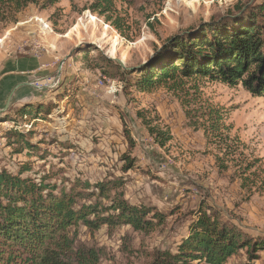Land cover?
<instances>
[{"label":"rangeland","instance_id":"rangeland-1","mask_svg":"<svg viewBox=\"0 0 264 264\" xmlns=\"http://www.w3.org/2000/svg\"><path fill=\"white\" fill-rule=\"evenodd\" d=\"M94 1L38 0L13 18L0 13V80L8 77L14 54L28 52L43 61L22 82L40 102L18 106L15 90L0 113V168L15 175L26 168L22 176L44 181L56 195L74 190L81 196L74 208L107 205L109 201L82 195L96 183L118 181L122 185L111 196L164 216L151 231L127 225L91 229L82 220L70 225L66 236L74 249L94 251L98 264H151L156 254L174 253L203 212L245 236L263 238L264 97L240 84L207 81L196 82L193 89L186 85L176 92L159 88L141 93L125 85L113 66L107 74L102 70L103 58L138 67L171 37L210 20L230 25L229 19L240 17L237 10L248 12L264 0H114V11L102 17L87 9ZM108 17L120 18L123 34L106 22ZM39 19L49 31L41 29ZM69 60L72 77H65L70 80L64 86L58 66ZM100 80L105 88L96 87ZM118 84L117 91L107 92ZM11 90L0 91V111ZM99 94L108 100L102 102ZM86 95L98 102H84ZM182 102H189L188 111ZM23 105L42 117L17 115ZM207 105L228 111L230 149L210 141L202 129L205 117L194 116ZM144 122L169 131L171 141L163 148L155 144ZM247 263L241 250L225 264ZM251 264H264V252Z\"/></svg>","mask_w":264,"mask_h":264},{"label":"trees","instance_id":"trees-1","mask_svg":"<svg viewBox=\"0 0 264 264\" xmlns=\"http://www.w3.org/2000/svg\"><path fill=\"white\" fill-rule=\"evenodd\" d=\"M37 2L0 0L1 17L9 14L13 18ZM113 2L95 0L87 9L102 17L114 11ZM245 13L229 19L230 25L224 20L213 21L194 32L174 36L152 62L133 72L103 58L106 63L103 74L113 66L125 85L128 83L141 93L159 88L176 92L186 85L193 89L196 82L207 81L231 87L240 84L251 95L264 97V4ZM105 20L120 34L124 33L120 18ZM188 104L182 102L186 111ZM29 107L23 105L16 114L33 120L42 117V112L31 113ZM197 113L194 116L205 117L202 129L209 140L230 149L228 111L207 105ZM147 128L154 143L161 148L172 139L169 131ZM132 166V161H128L127 168ZM24 171L15 175L0 168V264H98L94 251L74 249L73 241L66 236L70 225L82 220L91 229L127 225L134 231H151L164 221L163 215L150 208L131 205L118 194L111 196L122 185L118 181L96 183L93 191L82 195L84 199L109 201L107 205L96 202L93 206L74 208L81 197L74 190L56 195L55 188L44 181L22 176ZM76 183L85 188L90 186ZM91 216L93 219L87 220ZM241 250H245L247 264H251L258 253L264 252V237L245 236L234 225L203 212L190 225L189 235L176 246V251L156 254L151 264H225Z\"/></svg>","mask_w":264,"mask_h":264},{"label":"crops","instance_id":"crops-1","mask_svg":"<svg viewBox=\"0 0 264 264\" xmlns=\"http://www.w3.org/2000/svg\"><path fill=\"white\" fill-rule=\"evenodd\" d=\"M42 62L43 61L41 60V58L34 57L32 54L28 52L18 53L17 55L14 54L12 63L10 64V70L7 73L8 77L3 78L5 80H0V91L6 92L7 90L9 91L10 89H13L17 85L22 84V82L24 81L23 76L25 75V73H30L31 69L33 68L32 66H38L42 64ZM71 62L72 61L69 60L68 62L63 64V67H61V78L64 79V83H63L64 86L70 80L69 78H65V77H70V76L72 77V75L70 74V71H73ZM30 91L31 89L29 87L20 86V88L16 89L14 93L13 102L18 103V106L26 102H40L37 98L31 96L32 93H30ZM76 92L77 94L80 93V91H76ZM99 96H102L101 97L102 102L106 101L107 97L105 95L99 94ZM85 98L86 99L84 100V102H98L95 101L94 98L88 95H86ZM61 102H65V101H61ZM72 102H80V101H75V99L74 100L72 99Z\"/></svg>","mask_w":264,"mask_h":264},{"label":"water","instance_id":"water-1","mask_svg":"<svg viewBox=\"0 0 264 264\" xmlns=\"http://www.w3.org/2000/svg\"><path fill=\"white\" fill-rule=\"evenodd\" d=\"M245 9H246V8H245ZM244 12H245V10H244ZM244 12H243V10H241V8H240L239 10H237V13H238V14H236V13H235V14H236V15H241V14H243ZM235 14H231L230 16H235ZM213 21H219V20H218V19L210 20V21L205 22V23H209V22H213ZM205 23H203V24H201V25H199V26H195V27H193V28H191V29H188V30H186L185 32H183L182 34H179V35H183V34H185V33H191V32H194V31H196L197 29H199L201 26H203ZM173 37H174V36H173ZM173 37H171L169 40H167V41H166L161 47H159V48H158L153 54H151V55L149 56V58H148L146 61L142 62L138 67L126 68V66L124 65V63H123L122 60H120V59H115V58H112L111 60H113L115 63H117L122 69H126V70H129V71L133 72V71H135L136 69H138V68H140V67H142V66H144V65H146V64H148V63H150V62H152V61L157 57V55H158V53L160 52V50L162 49V47L165 46L167 43H169V42L171 41V39H173ZM67 59H68V57L65 58V60H67ZM63 63H64V61H63L62 63H60V65H59V68H58V71H59V72H60V70H61V67H62ZM24 85H27V84H24V83L19 84V85L15 86V87L11 90V92L9 93V95L7 96V99H6V101H5V106H4L3 110L0 111V113H1V112L4 113V112L6 111L8 105H9V103H10V101H11V98H12V95H13L14 91H15L18 87H20V86H24Z\"/></svg>","mask_w":264,"mask_h":264},{"label":"built area","instance_id":"built-area-1","mask_svg":"<svg viewBox=\"0 0 264 264\" xmlns=\"http://www.w3.org/2000/svg\"><path fill=\"white\" fill-rule=\"evenodd\" d=\"M38 23H40L39 25H41V29L43 31H49L48 24H46L42 19H39ZM120 86H121L120 84L109 86V87H107V92L108 93H113V92L117 91L118 88H121ZM96 87H98V88H103L104 87L105 88L103 80H100L99 82H97ZM11 128L13 129L14 125Z\"/></svg>","mask_w":264,"mask_h":264}]
</instances>
